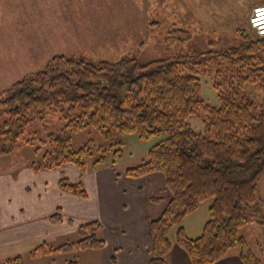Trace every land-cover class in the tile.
<instances>
[{
    "label": "trees",
    "instance_id": "trees-1",
    "mask_svg": "<svg viewBox=\"0 0 264 264\" xmlns=\"http://www.w3.org/2000/svg\"><path fill=\"white\" fill-rule=\"evenodd\" d=\"M263 51L264 37H245L239 47L219 53L179 52L143 65L125 58L92 65L55 56L40 71L1 92L0 156L22 145L33 146L31 138H22L24 129L45 123L55 113L66 125L59 135L48 136L41 164L33 163L36 170L63 165L83 169L87 149L72 150L70 139L86 127L104 137L136 133L141 141L162 138L141 164L125 170L129 178L161 174L170 194L160 216L149 225V264H168L166 256L174 244L185 252L190 264H216L232 252L242 264H264L262 245L257 244L253 251L239 235L250 224L264 228V200L258 195L264 180V97L252 101L245 93L247 85L264 92ZM208 71L218 107H210L198 97L199 75ZM192 116L201 119L202 132L188 124ZM120 154L119 148L111 149L112 163ZM108 159L107 154L100 156L93 168ZM60 186L84 195L77 184L61 180ZM208 201V219L200 234L188 236L183 221ZM99 229L97 222L82 225L75 242L55 247L41 243L30 255L99 250L103 247ZM2 264L25 262L22 256H15ZM64 264L78 263L71 259Z\"/></svg>",
    "mask_w": 264,
    "mask_h": 264
},
{
    "label": "rangeland",
    "instance_id": "rangeland-1",
    "mask_svg": "<svg viewBox=\"0 0 264 264\" xmlns=\"http://www.w3.org/2000/svg\"><path fill=\"white\" fill-rule=\"evenodd\" d=\"M258 6H264L262 0H0V94L60 55L92 65L124 58L143 65L179 52L219 53L237 48L244 43L245 37L251 40L264 37L249 23L253 9ZM261 60L264 62V51ZM210 73L199 75L198 97L210 107H218L220 102ZM245 93L252 101L259 102L264 97L260 88L250 85ZM187 122L194 131H203L199 117L192 116ZM65 125L66 120L55 113L49 115L45 123L26 127L22 138H31L34 145H22L0 156V174L10 169L13 172L22 164L40 165L48 136L59 135ZM161 139L152 137L141 141L136 133H110L104 137L94 128L86 127L73 133L70 141L74 151L87 149L82 162L83 169L90 172L92 164L105 154L109 155L105 167L112 165L121 170L137 167ZM116 147L121 154L112 163L110 152ZM61 171L64 172L61 178L69 180L70 184L79 183L88 198L95 193L94 185H88L85 178L76 181L66 167ZM258 195L264 200V180ZM208 206L209 201L182 223L191 237L200 234L208 219ZM196 221H199L198 229L194 227ZM195 229L197 231L192 232ZM261 230V226L250 224L241 229L239 235L255 251L259 243L264 248L258 234ZM174 232L175 229L170 236ZM25 260L26 264H44Z\"/></svg>",
    "mask_w": 264,
    "mask_h": 264
},
{
    "label": "crops",
    "instance_id": "crops-1",
    "mask_svg": "<svg viewBox=\"0 0 264 264\" xmlns=\"http://www.w3.org/2000/svg\"><path fill=\"white\" fill-rule=\"evenodd\" d=\"M32 166L33 163L22 164L13 172L10 169L8 173L0 174V264L15 256H22L25 264L26 258L44 264H64L71 259L78 264H149L152 245L149 225L170 200L161 174L129 178L125 170L112 165L105 167V164L90 172L75 165L47 170H36ZM65 167L73 174L71 178L76 181L85 178L88 185H94L95 193L90 195L91 198L85 191L81 196L62 189L60 181L69 182L61 178L64 174L61 169ZM196 211L187 217H192ZM53 217L58 219L52 220ZM91 222L100 224L97 235L103 241L101 249L74 250L69 254L46 257L30 255L41 243L55 247L75 242L78 228ZM196 222L194 227L198 229L199 221ZM258 234L264 245L263 227ZM260 256L264 263V252ZM60 257L68 258L62 260ZM58 259H61L60 263ZM166 262L190 264L185 252L175 244L167 254ZM216 264L242 263L236 254H232Z\"/></svg>",
    "mask_w": 264,
    "mask_h": 264
},
{
    "label": "built area",
    "instance_id": "built-area-1",
    "mask_svg": "<svg viewBox=\"0 0 264 264\" xmlns=\"http://www.w3.org/2000/svg\"><path fill=\"white\" fill-rule=\"evenodd\" d=\"M249 23L258 35L264 36V6H258L253 9Z\"/></svg>",
    "mask_w": 264,
    "mask_h": 264
}]
</instances>
